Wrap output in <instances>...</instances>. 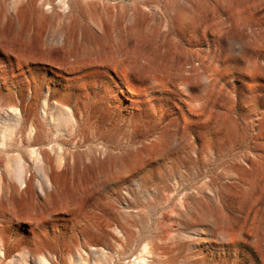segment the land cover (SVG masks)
Listing matches in <instances>:
<instances>
[{"label":"rangeland","instance_id":"rangeland-1","mask_svg":"<svg viewBox=\"0 0 264 264\" xmlns=\"http://www.w3.org/2000/svg\"><path fill=\"white\" fill-rule=\"evenodd\" d=\"M6 1L0 264H264V0Z\"/></svg>","mask_w":264,"mask_h":264},{"label":"bare ground","instance_id":"bare-ground-1","mask_svg":"<svg viewBox=\"0 0 264 264\" xmlns=\"http://www.w3.org/2000/svg\"><path fill=\"white\" fill-rule=\"evenodd\" d=\"M28 1V0H27ZM34 1L35 0H30V1H28L29 2V4H34ZM22 0H16L15 2H14V4H13V6H11V7H13V14L17 17V18H20V14H21V4H22ZM51 2V1H50ZM64 2H66V0L64 1ZM25 3V2H24ZM23 3V4H24ZM53 4V3H52ZM24 6H25V4H24ZM51 6V5H50ZM7 1L6 0H0V17H3L4 16V18H5V14H6V9H7ZM89 7V6H88ZM60 8V7H59ZM41 9V8H40ZM58 12V11H57ZM39 13V12H38ZM91 14V13H90ZM7 15V14H6ZM72 15V14H71ZM92 15V14H91ZM43 14L41 13V14H38L37 15V19L38 20H43ZM25 18V17H24ZM56 19V18H55ZM4 21V20H3ZM70 21V20H69ZM46 22V21H45ZM63 23V22H62ZM17 24V23H16ZM18 25V24H17ZM63 29V28H62ZM61 39V38H60ZM60 41V40H59ZM89 45H91V44H89ZM65 49V48H64ZM61 53H62V51H61ZM96 53V52H95ZM86 54V53H85ZM93 54V53H92ZM98 54V53H97ZM20 56H21V54H20ZM21 57H18L17 59H16V61L18 62V64L17 65H20V63H21V59H20ZM60 58V57H59ZM88 58V57H87ZM92 58V57H91ZM10 62H12L11 61V59L9 60ZM119 61V60H118ZM149 64V63H148ZM61 65V64H60ZM150 65V64H149ZM175 65V64H174ZM142 66V65H141ZM178 66V65H177ZM78 67V66H77ZM168 72V71H167ZM6 73V72H5ZM189 74V73H188ZM163 75V74H162ZM186 80V79H185ZM16 98L14 97V93H10V94H8V93H5V94H2L1 93V91H0V106H6V105H9L11 102L13 103L14 102V100H15ZM31 99V98H30ZM35 99H37V97L36 96H33L32 95V100H35ZM24 100L23 99H21V101H20V107H24ZM30 105V106H29ZM28 106L29 107H34L35 105H36V103L35 102H31L30 104H29ZM15 106V105H14ZM35 121H36V119H35ZM19 122H20V125L22 126V127H25V126H27V124H28V117L27 116H22L21 117V119H19ZM59 138V137H58ZM29 141H30V139H29ZM30 143V142H29ZM27 144V143H26ZM21 148V147H20ZM27 148L26 147H24V149H22V150H24V151H27L26 150ZM61 175V174H60ZM80 179V178H79ZM58 180V179H57ZM57 183V182H56ZM77 186H78V184H77ZM101 186L103 187V188H106V189H108L109 191H120V190H122L123 189V187L121 186V184H119L118 182H111V181H107V182H103L102 184H101ZM58 193V192H57ZM60 196V195H59ZM52 197V196H51ZM55 198V197H54ZM51 200V199H50ZM48 201H49V199H48ZM55 204V203H54ZM63 205V204H62ZM35 241V239L33 238L32 239V241ZM29 242L27 245H26V247H28V249H29V254H31V255H35L36 253H38V252H41V245L39 244V243H37L36 241L35 242ZM83 248H86V249H88V246H83ZM144 251H145V253H144ZM143 253L144 254H141V255H138L133 261H130V262H128V264H149L150 262L147 260V255H152L153 254V251H151V250H149V246H145L144 247V250H143ZM153 263H156L155 261H153ZM119 264H121V263H119Z\"/></svg>","mask_w":264,"mask_h":264}]
</instances>
